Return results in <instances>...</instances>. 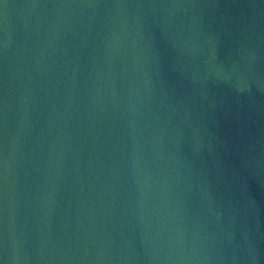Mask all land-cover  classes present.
Segmentation results:
<instances>
[{
  "label": "water",
  "instance_id": "obj_1",
  "mask_svg": "<svg viewBox=\"0 0 264 264\" xmlns=\"http://www.w3.org/2000/svg\"><path fill=\"white\" fill-rule=\"evenodd\" d=\"M0 264H264V0H0Z\"/></svg>",
  "mask_w": 264,
  "mask_h": 264
}]
</instances>
